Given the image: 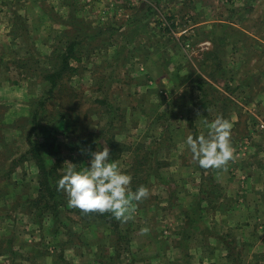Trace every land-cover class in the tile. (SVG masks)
<instances>
[{
    "label": "rangeland",
    "instance_id": "374dc122",
    "mask_svg": "<svg viewBox=\"0 0 264 264\" xmlns=\"http://www.w3.org/2000/svg\"><path fill=\"white\" fill-rule=\"evenodd\" d=\"M0 14L9 17L0 23V192L14 187L10 178L28 179L19 190L36 213L29 226H43L33 240L56 255L44 253L40 264L90 263L72 262V254L69 262L48 241L82 240L91 221L62 189L65 205L57 198L50 206L46 193L41 211L33 206L41 186L35 160L21 156L28 136L63 174L68 162L86 167L91 151L110 152L115 143L110 162L131 175L129 189L149 190L132 202L129 219L108 216L119 228L91 218L104 230L90 237L103 264H264V229L253 226L264 215L227 209L234 188L243 209L251 192L264 194V87L241 84L251 75L264 82V0H0ZM86 24L98 34L75 41L73 31ZM222 107L232 124V163L198 167L186 136L207 135L205 120ZM20 199L6 202L16 207Z\"/></svg>",
    "mask_w": 264,
    "mask_h": 264
},
{
    "label": "clouds",
    "instance_id": "9594fccd",
    "mask_svg": "<svg viewBox=\"0 0 264 264\" xmlns=\"http://www.w3.org/2000/svg\"><path fill=\"white\" fill-rule=\"evenodd\" d=\"M207 135L193 136L189 132L186 144L193 159L202 168H220L233 158L231 144V122L217 116L208 122ZM132 177L120 169L115 161L110 162L109 148L90 152V161L86 167L77 168L68 162L64 174L58 179L57 187L62 189L69 205L82 211L110 212L117 219L127 220L134 211L133 201H141L149 195V190L141 185L135 192L129 189ZM147 231V229H144Z\"/></svg>",
    "mask_w": 264,
    "mask_h": 264
},
{
    "label": "crops",
    "instance_id": "0c3cea01",
    "mask_svg": "<svg viewBox=\"0 0 264 264\" xmlns=\"http://www.w3.org/2000/svg\"><path fill=\"white\" fill-rule=\"evenodd\" d=\"M75 2H76V0H75ZM74 5L76 6V3H74ZM15 20H16V18L15 19L13 17L10 18L11 22L15 21ZM7 21H9V17H4L3 15L0 14V23H5ZM18 21L21 22V19ZM87 21L89 22V20L86 18V23L88 24ZM81 22L84 23L85 22L84 19L80 20V23ZM87 24H86V26L80 25V30L79 31L77 30L78 33H76V29H75V31H73V32H75L74 33L75 41H77V42L80 41V43H84V42L86 43L94 35L98 34V32H96L94 34L90 33V31H89L90 28H88ZM72 27H73V25H72ZM72 30H73V28H72ZM6 52L8 54L9 50H6ZM0 66H2L1 63H0ZM257 76L255 77V80H254V77L251 75L250 79H247L243 83H241V82L240 83L243 84V86L245 88H248V89L253 88V87H262L263 88L264 82L258 81V79H256ZM258 82H261V83H258ZM199 83L201 85L203 84V82H199ZM262 93H264V92H262ZM260 99H261V101L263 100V102H261V106H262V105H264V96H260ZM218 103H221V102H218ZM214 107H217V105L215 103H214ZM222 111H228V109L227 108L225 109L224 107H222L218 111L220 116L225 117L226 115ZM261 117H262V120H264V113L261 114ZM203 134H206V133H203ZM198 135H199V133H198ZM232 140H234V139H232ZM233 144H234V142L232 141V145ZM234 161H235V159H234ZM187 163H189V162H187ZM231 163H232V160H230L228 162V164H231ZM252 163H254V162H252ZM248 164H249V162H247V165ZM9 166H11V165H9ZM196 166L199 167L198 161H196ZM258 166L264 167V163L261 162L258 164ZM262 172H263V170H262ZM229 178L231 179L232 177L230 176ZM35 179H37V178H34V182L32 181V183H35L34 186L37 185V182H35ZM9 180L11 181V184L13 183L14 187L9 188L8 189L9 192H7V191H5L6 193H4V191H3V193L0 192V263H1V261H4V259H5L4 262L5 263L9 262V264H40V262H41L40 259L45 254H47L48 258H53V256H56V255H54V253H52V252L47 253V251H45L44 243L40 242L38 239L33 240L35 237H37V235H33V234H36L38 229L43 228V226L41 227L39 224H37L38 227L36 226L35 231H31L32 229L30 227L33 225V221L31 219V217L32 216L36 217V215H35L36 213L35 212H32V213L28 212V208L26 207L27 197H23L24 196L23 192L19 190V189H21V186L24 185V182H27L28 179L22 180V178H15V180L12 181V178H10ZM251 183L253 185H257L255 182H251ZM234 184L235 183H232L231 180L227 181V185L230 188H232ZM2 186H4V185H2ZM230 188H228V189H230ZM256 188H258V187H256ZM6 189H7V187H6ZM17 192H19V193H17ZM233 192H234V195H232V197L229 199V202H228L229 205L227 207V209L229 208L230 213L233 214L236 211L241 210V211H243L242 214L243 215L245 214L244 215L245 217H248L249 215H253L254 218H256V217H259L260 215H264V194L259 193V192H251L250 197L247 199V205H246L247 207L245 209H243V208L238 207L239 198L241 196L236 193L237 191L235 188L233 189ZM228 195H230V193H228ZM36 196H37V191L35 190L34 197H36ZM20 197L22 198V199H20V201H23L22 202L23 204H21L20 206L12 207V205H10L8 202H6V201H9L10 199H13V198H17V200H18ZM23 208L26 211H24ZM33 211H36V210H33ZM19 219L21 220V222L24 221V226L22 228H20L18 226V224H16V222ZM90 221H91L90 223L85 225L86 226L85 230L88 233L84 235V239L79 240V238H77L73 241L68 240V241H65L62 244V246L59 244H55V241H52V242L48 241V244L51 245L52 249L54 247H56L55 248V249H57L56 254H58V252L63 251L64 258H66L69 262L72 261L73 257H74V259L72 262H75V263H78L80 259L92 257L90 263L85 261L84 264H103L102 261L106 260L104 253H103V249H102V252L100 250H98L99 246L96 247L94 245L95 240H92L90 237L93 236L92 231L94 229L100 231L101 235L103 237L104 230L102 227L101 228L98 227V223L93 224L92 219H90ZM245 221H246V224H244V229H245V226H246V228H249L251 226V223L248 222V220H245ZM26 222L28 224H25ZM29 224H31V226H29ZM87 226L89 228H87ZM93 226H94V228H93ZM253 226H256L258 228V231H262V229H264V222L263 223L260 222L259 224L253 223ZM18 235H23V237L20 241L18 240L20 237ZM54 237H56V236L54 235ZM105 237H107V236L105 235ZM115 237H117V236H115ZM102 240H104V238ZM133 242H135V247H140V250H144V242L145 241L142 243H139L138 239H136ZM133 242H131V244H133ZM261 244H264V239H261ZM101 247H103V246H101ZM80 249H82V252L78 251L79 252L78 253L76 250H80ZM84 249H86V251H84ZM73 251H75L76 253H73ZM145 252H146V250H145ZM71 254H72V258L70 259ZM117 255H119L118 259L122 260L121 255L119 253ZM133 255L137 256L136 253ZM1 259H3V260H1Z\"/></svg>",
    "mask_w": 264,
    "mask_h": 264
},
{
    "label": "trees",
    "instance_id": "16d2710c",
    "mask_svg": "<svg viewBox=\"0 0 264 264\" xmlns=\"http://www.w3.org/2000/svg\"><path fill=\"white\" fill-rule=\"evenodd\" d=\"M61 71L57 72V73H53L51 75V77L55 78L59 75ZM29 139V147L22 153V157H24L26 154L31 155V157L35 160L37 167L39 169V173H38V178H39V182H40V186L41 188L39 189V194L36 197H33L31 200H33L34 203L33 206L36 207L38 210L39 205L41 206V204H39V200H40V196H46L47 193V197L51 198L53 203L49 204L50 206H55L54 204H58L56 202L57 198L59 199V204L58 205H65L66 202L64 201L63 197H61L59 195V190L57 187V180L63 175V173L60 171V165L58 160H55L51 157H46L42 151L40 150V143L39 141H31L30 137L28 136ZM109 145L114 146V148H111L110 151V156L115 159L117 158L118 155H116V149L117 147L115 146V143H110ZM121 150V149H120ZM13 162V161H12ZM17 161H14L13 163V167L12 169L16 166ZM77 210V208H76ZM80 212L86 213L85 217H90L94 218V217H99V218H106L109 220L108 216H111L113 218H115L110 212H98V211H90V212H85L82 211L81 209H78ZM77 210V211H78ZM41 211V210H39ZM87 214H89L87 216ZM91 214H93V217H91ZM110 224L114 226V228H119V223L117 221H112L109 220Z\"/></svg>",
    "mask_w": 264,
    "mask_h": 264
},
{
    "label": "built area",
    "instance_id": "2783aa9c",
    "mask_svg": "<svg viewBox=\"0 0 264 264\" xmlns=\"http://www.w3.org/2000/svg\"><path fill=\"white\" fill-rule=\"evenodd\" d=\"M79 1L89 3V4H93V3H97V2L102 1V0H79ZM104 1L108 2V0H104ZM104 5H107V4H104Z\"/></svg>",
    "mask_w": 264,
    "mask_h": 264
}]
</instances>
